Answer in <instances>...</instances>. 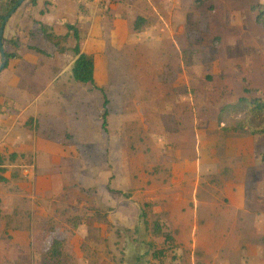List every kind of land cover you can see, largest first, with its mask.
I'll list each match as a JSON object with an SVG mask.
<instances>
[{
    "label": "rangeland",
    "instance_id": "obj_1",
    "mask_svg": "<svg viewBox=\"0 0 264 264\" xmlns=\"http://www.w3.org/2000/svg\"><path fill=\"white\" fill-rule=\"evenodd\" d=\"M71 1H75V12L67 19L66 25L75 27L81 37L80 48L93 52L96 58L94 85L73 83L76 91L85 88L91 97L88 110L75 105L74 123L65 130L69 143L63 145L71 150L74 167H65V172L59 170L58 175L37 174L35 201L33 188L29 185L17 186L14 190L10 188L6 192L8 185L3 174L9 167L0 169L3 178L0 180V264H253L251 259H260L258 255L246 256L240 252L190 255L186 244L192 240L178 237L185 230H176L175 240L171 236L173 231H169L162 221L161 207L153 201L160 192L151 194L146 191V186H160L163 171L167 170L166 163L173 162L169 158L177 153L178 146L163 141L160 126L152 127L154 115L149 113L152 106L146 103L144 93L140 94L142 98L137 94L138 80L130 73L148 65L151 70L162 72L163 77L160 74L157 77L163 81L164 78L176 79L183 67L193 66L194 104L209 101L221 107L234 103L239 95H255L264 100V30L255 24L250 9L264 0H149L154 11L147 16L141 32L131 29L134 13H127L123 21L116 17L121 7L115 8V5L125 6L127 0H108L103 4H95L92 0ZM51 5L50 1H44L30 12V18L36 17L38 11L52 14L53 18H56L55 8L64 11L63 6L54 5L53 8ZM21 6L22 11L31 7L29 0ZM53 24L51 29L56 26L59 34L67 30L68 43L73 44L72 30L66 29L65 25ZM8 37L3 32L5 51L11 50ZM29 42L41 44L39 37ZM168 43L173 46L167 47L168 51L162 47V54H167L171 60L180 55V62L168 63L165 59L163 63L154 60L147 64L142 61L146 56H161L160 47ZM42 48L51 52L52 59L59 54L51 45ZM134 54H138L142 62H135ZM70 57L65 56L68 60ZM1 62L0 56V65ZM110 68L113 72L122 68L127 74L110 78ZM206 72L212 74L210 80L202 79ZM141 85L144 86V81ZM245 86L251 89V95L244 94ZM204 90L203 99L200 96ZM0 100L3 103L0 115H3L10 110V105L1 94ZM156 107L160 114L161 104ZM104 108L107 112L105 128L101 124ZM83 114L84 125L81 124ZM250 118L248 107L241 105L225 111L223 125L211 126L209 120H204L207 124L204 125L201 120L195 125L198 133L203 135L201 140L206 138L214 142L215 136L223 140L217 144L200 141L197 148L194 144L193 152L202 150L211 159L217 157L221 160L223 152L230 154L232 151L233 156H237L240 150V158H248V163L253 166L255 153L260 150L256 148L249 154L251 144L245 136H252L248 130ZM257 124L256 121L252 123L253 126ZM26 127L30 130L36 128L32 120ZM45 133L37 123L38 142L48 136L51 142L59 141L58 133L48 136ZM51 142L41 143L55 147ZM1 144L0 141V148ZM179 151L186 153L187 149ZM193 161L197 169L194 158ZM209 163L210 170L200 184L212 190L211 200L215 205L214 215H217L228 209V197L223 193L231 180L221 181L227 177L226 173L223 169L215 170L217 164ZM25 164L29 165L28 160ZM19 172L20 169L13 168L11 174L16 178ZM21 179L28 182L31 178ZM243 180L248 203H252L254 194L264 196V170L251 167ZM110 188L121 190L122 194L109 192ZM190 193L187 191L188 200ZM201 196H205L203 190L197 193V200ZM11 205L16 206L14 218L5 213ZM17 219L22 221H15ZM214 225L215 231L230 230V224L216 221ZM241 225L249 229L253 226L251 223ZM26 228L32 232L29 237L19 233ZM46 231L52 234L46 235ZM53 239L63 243L61 255L51 262L45 252ZM174 241L177 250L182 247V255L178 252V256L171 255ZM261 243L264 247V235ZM209 245L215 246L213 243ZM262 257L263 262L259 264H264V255Z\"/></svg>",
    "mask_w": 264,
    "mask_h": 264
},
{
    "label": "crops",
    "instance_id": "obj_2",
    "mask_svg": "<svg viewBox=\"0 0 264 264\" xmlns=\"http://www.w3.org/2000/svg\"><path fill=\"white\" fill-rule=\"evenodd\" d=\"M44 1L46 0H36V4H30L31 7L25 11H22V6L18 7L5 24L3 32L9 36L7 38L8 42L13 37L17 38V46L10 45L11 50L8 52L15 51L17 56L9 60L10 63L0 72V94L10 105V110L0 115V141L2 142L0 154L6 157V161L1 168L9 167L7 173L3 174L8 185L6 192L10 188L14 190L17 186L20 188L29 185L33 188V201L37 200V174H44L46 176L50 174L58 175L59 170L65 172V167L70 169L74 167L72 152L66 145H63L69 143L65 130L71 128L74 123L75 105H81L84 110H88V103L91 99L90 92L85 88L76 91V87L73 86L75 82L71 74V68L75 59L73 54L69 51L60 53L55 46L43 38L40 32L41 24L51 29L54 26L53 23H55L58 26L65 25L67 29V19H70L75 12V1L48 0L52 3L51 7L54 5L63 6L64 13L60 9L55 8L54 16L56 18H53L52 14H41L38 11L37 16L33 18L37 23H34V20L30 18L32 14L30 12L43 4ZM118 7H121V9L118 10L116 17L121 21L126 19L125 16L127 13H134L135 16L131 25L133 32H141L143 25L146 23L147 16L154 11L152 3L149 0H127L125 6L115 5V8ZM137 18H142V21H140L139 27L135 28ZM51 30L57 35L67 34V30L60 34L57 33L58 29L56 26ZM117 31L120 30L117 28ZM37 37L41 40L40 45L29 42L30 39ZM69 38L68 35L66 46L70 48L74 46L75 40L72 35L73 44H69ZM80 42L81 37L79 47ZM44 45L54 47L59 53L58 56L52 59L49 56L51 52L45 51L42 48ZM170 46L173 45H169V43L167 45L163 44L160 47L161 56L152 55L153 58L146 56L142 61H145L147 64L152 61L154 62V60L157 63H163L165 59L168 63L180 62V55L178 56L179 58L176 57V59L173 58L171 60L170 56L166 57L167 54H162L163 48H166L168 51ZM35 48L40 49V51ZM80 50L82 53L93 56V78L95 81L96 58L93 52L85 51L82 48ZM139 52L141 53L142 50H139ZM67 55H71L69 60L65 58ZM134 57L135 62L141 61V59L139 60L138 54H134ZM108 73L110 78H121L127 74V71L121 68L113 72L110 68ZM158 74L162 76V72H158L155 69L151 70L148 65H144L143 68H136L133 73H130L131 76L133 75L138 80L136 81V86L138 85L139 89V91L136 90L137 94L140 96L141 93H144L143 96L146 99V103L152 106V108H149V113L154 115L152 116V127L160 126L163 141L172 142L178 146L177 153H174V156L169 158L173 162L166 163L167 170L163 171V179L160 186L158 184L155 187L153 185L146 186V191L151 192V194H155L156 191L160 192V195L153 198V201L157 203L158 207H161L162 221L167 224L169 231H173L171 232V236L174 240L177 238V235H175L176 230H185V233L178 235V237L184 236L192 240V242L187 241L189 244H186V249L189 250L190 255L202 253L203 255H224L240 252L246 256L258 255L260 259L253 258L251 262L253 264L262 263V256L264 255V247L261 243L262 236L264 235V227L262 226L264 224V196H260L259 193L254 194L255 201L252 199V203H248L245 200V192L243 189L245 180L243 178L245 179L247 170L251 169V167L256 166L257 169L264 170V164L261 161V154L264 153V134L245 136V139L250 141L252 145L249 147V154L254 153L253 150H256V148L260 150V152L255 153V159L253 158L255 163H253V166H250L248 163L249 159L245 158V156V159L243 157L240 158V155H238L240 150L237 156H233L232 151L229 152L230 154L226 151L225 154L223 152L224 156L221 160L217 157L211 159L202 150L198 151L197 149L196 153H194V144H196L197 148L200 141L210 142L206 138L205 140H201L203 139V135L198 133L195 125H198L201 120H209L211 126L213 124L215 126L217 124L223 125V121L221 123L217 121L220 110L233 102H229L221 107H217L215 103L211 104L209 101H201L200 103L196 102L194 104L192 94L193 66L183 67V71L176 79L164 78L165 81H160L157 77ZM211 75V73L206 72L202 79L210 80ZM143 81L144 86L141 85ZM76 83L79 82L76 81ZM141 86L143 90L140 92ZM132 88L135 87L132 86ZM97 91L99 90H94V92ZM203 92V96L200 97L204 99L205 90ZM241 96L243 95H239L238 98ZM121 101H124V99ZM157 104H161L160 114L156 107ZM105 111L106 109L103 113ZM29 120L30 122L32 120V124L36 128L30 130L26 127ZM81 120V124L84 125L86 123L84 114ZM103 121L101 124L105 128L106 123L103 125ZM37 123L39 124L41 132L43 130L46 132V136L51 133L59 134L58 142L49 141V136L48 139H40L43 143H54L55 147L47 144L42 145L43 143L38 142ZM255 136L256 138H254ZM213 139L214 142L210 143L217 144L223 140L218 136L213 137ZM182 148L187 149L185 151L186 153L179 151ZM244 153L247 154V152ZM11 154L16 155L12 161L9 159V155ZM193 158L198 164L197 169L193 166L195 165ZM26 160H28L29 165L25 164ZM209 161L217 164L214 167L215 170L223 169V172L226 173L225 176L227 177H222L223 179L221 181L224 182L226 178L231 180V184L228 188H224V190H227L223 193L228 197V209L217 215H214L215 205L211 200L212 190L202 187V184H200L203 181V177L210 170L208 167L210 164ZM13 168L20 169L19 176L16 178L13 177L15 175L11 174ZM27 177L31 178L28 182L21 179ZM193 178L195 179L194 183ZM109 190L121 192V190L115 188H110ZM189 190L191 191L190 200L187 197V191ZM199 190H203L205 196H201L197 200L196 197ZM12 194L14 193L12 192ZM224 205L222 204L221 206L224 207ZM15 207V205H11L9 206V210L5 212L11 215V218L15 217L13 215ZM15 221L22 220L17 219ZM216 221L230 224V230L223 232L215 231L214 224ZM170 223L172 226L171 229ZM243 223H251L253 226L251 229L245 228L241 225ZM19 233L29 237L32 232L26 228L20 230ZM48 233L52 234L50 231L45 232L46 235H49ZM174 243L175 248L172 249L173 254L171 255H182V247H179L177 250L176 241ZM212 243L215 246L211 247L209 245ZM176 252H178V255Z\"/></svg>",
    "mask_w": 264,
    "mask_h": 264
},
{
    "label": "trees",
    "instance_id": "obj_3",
    "mask_svg": "<svg viewBox=\"0 0 264 264\" xmlns=\"http://www.w3.org/2000/svg\"><path fill=\"white\" fill-rule=\"evenodd\" d=\"M20 0H0V28L7 16L10 15L11 11H16L18 7L25 1L23 0L22 3H19ZM31 5L36 4V0H29ZM252 13L254 14V22L256 25L260 26L264 30V3H258L256 5H252L250 7ZM13 12V13H14ZM11 17V15H10ZM9 17V18H10ZM9 20V19H8ZM7 20V21H8ZM141 18H137L135 21V28L139 27ZM7 23V22H6ZM5 23V24H6ZM5 26V25H4ZM68 30H72L73 38L75 40V44L73 47H67L66 41L68 38V34L65 35H57L51 29H49L44 24L40 25V32L43 38L50 43L51 45L55 46L60 53L71 52L75 57L72 68L71 74L75 81L82 83V84H91L94 85V59L92 55H88L82 53L79 47V34L74 26H67ZM2 40V39H1ZM9 44L11 46H17V38L13 37L9 40ZM264 48V43H263ZM36 50L40 51V49L35 48ZM6 63L5 66L0 69V72L5 69L8 65L9 60L15 58L17 53L5 51ZM245 94L251 95V89L247 86L243 89ZM106 104V100L104 102V106ZM241 105H246L251 113V122L248 124L249 133L252 135H263L264 134V100L258 96H241L239 97L236 102L232 104H228L224 106L219 113L218 116V123H221L222 115L225 113L226 110L239 108ZM106 111L103 113V125H105ZM254 121L258 122L256 126H253L252 123ZM15 154L9 155V159L12 161L15 158ZM5 157L0 154V169L5 163ZM261 161L264 164V153L261 154ZM0 180L3 178L0 177ZM109 192H114L117 194H122L120 191H113L109 190ZM63 241L59 239H53L49 248L45 252V256L49 261H54L59 258L61 255V246Z\"/></svg>",
    "mask_w": 264,
    "mask_h": 264
},
{
    "label": "water",
    "instance_id": "obj_4",
    "mask_svg": "<svg viewBox=\"0 0 264 264\" xmlns=\"http://www.w3.org/2000/svg\"><path fill=\"white\" fill-rule=\"evenodd\" d=\"M22 1L23 0H20L19 3H22ZM13 12L14 11H11L10 12V15H12ZM10 15L5 18L3 24H2V26L0 28V54H1V59H2V62H1V65H0V69H2V67H4L5 66V63H6V57H5V53L3 51V47H2V43H1V38H2V34H3L4 25L7 22V20L9 19Z\"/></svg>",
    "mask_w": 264,
    "mask_h": 264
},
{
    "label": "built area",
    "instance_id": "obj_5",
    "mask_svg": "<svg viewBox=\"0 0 264 264\" xmlns=\"http://www.w3.org/2000/svg\"><path fill=\"white\" fill-rule=\"evenodd\" d=\"M95 4H103L105 2H107L108 0H92ZM2 101L0 100V112L1 110H3V107H2Z\"/></svg>",
    "mask_w": 264,
    "mask_h": 264
}]
</instances>
